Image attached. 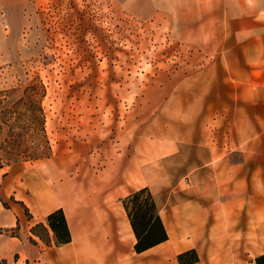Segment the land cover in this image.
Masks as SVG:
<instances>
[{"label": "crops", "instance_id": "0c3cea01", "mask_svg": "<svg viewBox=\"0 0 264 264\" xmlns=\"http://www.w3.org/2000/svg\"><path fill=\"white\" fill-rule=\"evenodd\" d=\"M116 1L193 49V69L145 88L146 104L106 160L80 144L75 154L1 167L0 195L11 202L0 201V257L180 264L178 254L193 248L192 264H256L264 253V0ZM141 187L168 238L137 253L122 198ZM57 208L71 237L64 244L46 223ZM39 223L46 230L34 231ZM17 226L18 237L5 235Z\"/></svg>", "mask_w": 264, "mask_h": 264}, {"label": "rangeland", "instance_id": "374dc122", "mask_svg": "<svg viewBox=\"0 0 264 264\" xmlns=\"http://www.w3.org/2000/svg\"><path fill=\"white\" fill-rule=\"evenodd\" d=\"M195 54L168 27L131 17L116 0H0V157L11 153L4 165L33 161L36 148L48 153L42 118L50 156L85 144L90 159L106 160L109 143L146 104L145 88L178 67L192 70ZM36 77L42 98L24 90ZM0 201L6 207L11 198ZM5 235L18 237V226ZM18 259L12 252L0 264H27Z\"/></svg>", "mask_w": 264, "mask_h": 264}, {"label": "trees", "instance_id": "16d2710c", "mask_svg": "<svg viewBox=\"0 0 264 264\" xmlns=\"http://www.w3.org/2000/svg\"><path fill=\"white\" fill-rule=\"evenodd\" d=\"M24 90L32 92V95L34 96L35 94H37L40 98L45 95V87L37 77L31 80L27 84V86H25ZM2 102L3 100L0 99V107L2 105ZM37 109L39 111V114L43 117V109L40 106V103ZM35 119V117H30L31 124H34ZM42 120L40 121L41 127L38 129L41 131V133H43V144L46 145L48 153L43 150L40 151L38 150V148H36L35 151L28 156L31 160L46 158L50 156V148L48 146V140L44 135ZM7 126L9 131L11 126L9 124ZM1 127L2 126L0 125V129ZM7 153L10 152L6 150L5 154L0 157V168L4 166L3 158H7ZM122 204L135 236V252H142L156 244L167 240V232L159 216L157 207L148 187H141L130 192L128 195L122 198ZM46 223L53 232L55 242L57 244H64L70 241V233L63 210L61 208H57L51 211L46 216ZM41 229L46 230L45 226L42 223H39L35 227H33L34 231H40ZM198 260L199 257L197 255V252L193 248L178 254V261L180 264H192L194 262H197ZM255 261L256 264H264V253L258 255L255 258Z\"/></svg>", "mask_w": 264, "mask_h": 264}]
</instances>
